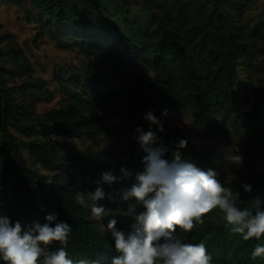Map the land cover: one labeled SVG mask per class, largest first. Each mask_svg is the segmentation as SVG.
Here are the masks:
<instances>
[{
  "label": "trees",
  "instance_id": "obj_1",
  "mask_svg": "<svg viewBox=\"0 0 264 264\" xmlns=\"http://www.w3.org/2000/svg\"><path fill=\"white\" fill-rule=\"evenodd\" d=\"M175 1L143 0L152 13L153 22L157 25L156 27L150 25L143 30L150 38L149 47L156 61L153 66L155 76L150 85L143 78L132 79L125 88L122 107L127 111L125 120L128 131L139 127L145 133L149 130L154 133L156 125L145 119L146 113L152 111L162 121L161 134L171 142L173 150H178L182 159L200 168V161L188 141L185 148L177 149V144L184 138L178 128L168 123L160 108L179 106L193 109L194 125L204 126L214 105H228L240 60L248 53V43L237 17L245 8L246 1L206 0V3L203 0H185L178 3ZM42 6L48 17L56 20L63 28L76 30L81 34L94 32L100 38L115 36L130 49L138 47V43L123 32L117 31L113 35L110 25H106L108 22L98 27L85 20L68 19L63 0H59L56 5L42 2ZM156 8L161 10L160 16L156 13ZM158 34L160 36L155 38ZM100 44L103 45L101 41L91 43L87 48L89 54H101ZM105 50L111 60L126 62V59L113 48L106 47ZM94 62L96 61L89 57L77 77L78 88L79 90L83 88V95L68 90L72 101L67 106L53 108L43 114L46 126L52 133L57 132L66 137L76 138L90 136L95 132V124L92 120H85L81 110L86 109L96 118L100 108L115 97V92L110 82L98 75ZM20 66L28 74L33 71L29 62L21 63ZM72 75L71 72L70 76ZM57 79L62 81L61 78ZM28 86L40 90L38 101L50 98V91L39 88L37 82L30 84L26 82L25 88ZM0 99L3 100L2 103L0 100V131L4 133L7 147L13 156V160L7 161L0 172V216L8 217L13 224L19 220L27 228L34 223L43 225L47 223L45 219L47 215L55 214L57 219L50 226L54 227L55 223L64 222L71 226V232L67 246L53 242L49 246V251L65 247L69 258L83 256L85 259L97 261L98 264H111L113 258L120 255L115 249L114 238L111 232L108 235L101 232L90 219L91 205L95 202L85 195L88 206L83 207L77 202V195L94 193L97 187H101L105 197L96 201L97 206L116 212L123 206L122 191L125 190L122 179L124 172L121 171L125 169L123 162L120 160L106 162L85 157L82 153L63 156L45 142L30 141L26 143L29 155L45 171L53 174L28 169L25 159L20 154V145L8 127L13 125L20 132L29 130L33 122L28 107V103L32 104V95L26 91L24 97L17 100L14 93L5 88L4 75L0 71ZM238 114L242 115L245 127L253 134L252 144L264 146V101H259L253 110ZM110 133L112 134L113 130H110ZM139 135L137 132L135 141L127 152L135 169L138 170L140 166L145 167L143 158L147 155L138 143ZM155 136V142L160 141L156 134ZM104 172H110L116 180L112 183L103 182ZM12 173L20 182V187L16 193L8 194L7 185ZM263 178L264 171L256 177H251L252 191H243L236 195L235 203L238 207L241 209L251 207ZM30 181H35L36 186L33 187ZM113 218L114 216L109 215L104 217L103 221L108 224ZM229 228L230 226L226 225L218 227L209 223L203 224L196 230L192 239L185 243L203 242L212 256V264H232L222 258L228 242ZM117 229L120 230L118 227ZM257 244L264 245V236L260 240L255 238L248 240L245 243L246 247L237 254L235 264H264V256L252 257ZM0 264L4 262L0 260Z\"/></svg>",
  "mask_w": 264,
  "mask_h": 264
},
{
  "label": "rangeland",
  "instance_id": "obj_2",
  "mask_svg": "<svg viewBox=\"0 0 264 264\" xmlns=\"http://www.w3.org/2000/svg\"><path fill=\"white\" fill-rule=\"evenodd\" d=\"M59 0H0V71L4 75L5 88L11 90L15 98L24 97L26 91L32 95V104L28 103L33 122L27 132H20L14 126L8 129L20 145V154L26 161L28 169L52 175L45 171L30 155L26 143L30 141L45 142L63 156L82 153L85 157L97 158L106 162L120 160L125 170L131 175H123L125 190L131 188L136 181V175L142 173L145 167L135 169L127 153L135 141L136 128L126 129L127 111L122 107L125 88L135 78H143L148 85L154 79L153 66L155 58L149 47V35L143 30L150 25L156 27L152 13L143 0H63L66 16L70 20H85L95 26L110 25L113 35L117 31L123 32L138 43L136 49L126 47L117 37L100 38L97 34H81L76 30L63 28L56 20H51L42 6L43 3L53 4ZM185 0H176L183 2ZM246 6L238 21L243 29L248 43V53L240 60L233 90L226 106L216 104L211 109L204 126L194 125V112L190 108L179 106H163L160 111L167 109L165 119L173 127L181 131L200 161V169H212L218 173V179L225 187L231 188L234 195L244 191L243 184L250 185L251 177H256L264 171V146L252 144L253 134L244 125V118L238 112H249L259 101H264V0H245ZM174 2V1H173ZM206 3V0H203ZM156 13L161 14L159 8ZM160 34L155 35L158 38ZM36 40V42H35ZM101 41V54H89L88 46ZM84 42V44H82ZM113 48L116 53L126 59V62L111 60L105 50ZM92 57L99 76L110 82L115 97L107 101L98 111L95 118L85 108L81 110L85 120H92L95 124L93 135H83L72 138L48 130L43 114L53 108L67 106L72 98L68 90L79 95L84 93L78 88L77 80L81 69ZM30 64L33 69L30 74L21 68V63ZM70 71V72H69ZM72 72V76L70 73ZM59 74V75H57ZM61 78L62 81H58ZM38 80V81H37ZM26 82H37L39 88L50 91L48 100H37L39 91L25 88ZM68 91V92H67ZM83 91V92H82ZM1 100V99H0ZM3 100H1L2 103ZM35 115V118H34ZM113 130V133H110ZM154 133L160 141L154 147L166 146L169 151L162 157L172 159L174 152L158 126ZM238 148L239 151H234ZM0 172L7 161L13 160L12 153L7 147L4 133L0 131ZM138 152V151H137ZM241 155L243 162L237 166L225 157ZM138 157V156H136ZM231 177L235 179L231 180ZM33 187L35 181H30ZM20 182L14 173L11 174L7 185L8 194L19 190ZM264 202V178L260 181L255 198ZM130 205H136V214L143 211V206L136 204L135 198L123 200V206L116 211L114 219L117 227L125 233L131 231L132 217L125 216ZM92 207V205H91ZM264 209V203L261 205ZM90 219L96 227L108 235L107 224L103 219L97 221L91 214ZM203 224L215 226L226 225L219 208L203 217ZM203 224H197L192 232L184 233L177 229V235L185 241H190ZM228 242L222 258L229 263L237 262V254L246 247L247 241L239 234H234L229 228ZM74 261L85 259L83 256L70 257Z\"/></svg>",
  "mask_w": 264,
  "mask_h": 264
},
{
  "label": "clouds",
  "instance_id": "obj_3",
  "mask_svg": "<svg viewBox=\"0 0 264 264\" xmlns=\"http://www.w3.org/2000/svg\"><path fill=\"white\" fill-rule=\"evenodd\" d=\"M167 111L164 109L162 114L166 116ZM145 119L163 131L162 121L152 111L146 113ZM136 131L140 133L138 143L147 153L143 158L145 170L136 175L137 182L131 188L122 191V199L135 198L136 204L142 205L144 210L136 214V205H130L124 212L134 221L127 233L117 229L116 219L109 220L107 231L111 232L115 249L120 253L111 264H212L206 245L203 242H183L177 229L192 232L197 224L204 223L203 217L217 208L226 226L243 240H260L264 236V209L261 207L264 202L259 197L252 200L251 207L241 209L235 203L236 195L221 183L217 172L205 171L186 162L178 150L172 153L170 161L163 159L169 149L164 145L151 146L156 140L155 133L151 130L145 133L139 127ZM186 146L187 140L181 139L177 149ZM233 150L239 151L238 148ZM225 158L237 166L243 162L241 155H232L231 152ZM121 171L125 176L131 175L125 169ZM115 180L110 172L102 174L103 182ZM242 187L245 192L252 191L248 184ZM85 195L95 202L91 212L97 221L117 214L97 206L96 201L105 197L101 187H97L94 193H78L77 202L83 207L88 206ZM45 219L47 223L43 225L34 223L26 228L19 220L13 224L8 217L0 216V260L4 264H98L94 260L70 259L65 247L49 251L53 242L67 246L71 226L64 222L50 226L57 219L55 214L47 215ZM260 256H264V245L257 244L252 257Z\"/></svg>",
  "mask_w": 264,
  "mask_h": 264
}]
</instances>
